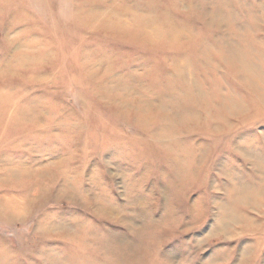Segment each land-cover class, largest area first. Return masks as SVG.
I'll use <instances>...</instances> for the list:
<instances>
[{
	"label": "rangeland",
	"instance_id": "374dc122",
	"mask_svg": "<svg viewBox=\"0 0 264 264\" xmlns=\"http://www.w3.org/2000/svg\"><path fill=\"white\" fill-rule=\"evenodd\" d=\"M0 264H264V0H0Z\"/></svg>",
	"mask_w": 264,
	"mask_h": 264
},
{
	"label": "bare ground",
	"instance_id": "6f19581e",
	"mask_svg": "<svg viewBox=\"0 0 264 264\" xmlns=\"http://www.w3.org/2000/svg\"><path fill=\"white\" fill-rule=\"evenodd\" d=\"M187 96V95H186Z\"/></svg>",
	"mask_w": 264,
	"mask_h": 264
}]
</instances>
